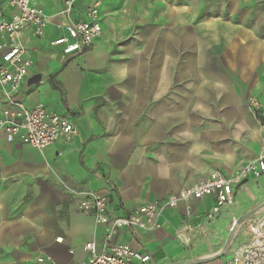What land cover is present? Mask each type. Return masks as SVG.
Returning <instances> with one entry per match:
<instances>
[{
  "label": "crops",
  "instance_id": "crops-1",
  "mask_svg": "<svg viewBox=\"0 0 264 264\" xmlns=\"http://www.w3.org/2000/svg\"><path fill=\"white\" fill-rule=\"evenodd\" d=\"M210 1L103 0L101 36L73 55L49 46L63 35V0L33 3L50 22L42 38L20 34L31 67L17 99L68 118L76 133L38 150L0 132V264H80L89 242L101 253L104 228L79 212L83 193L124 216L214 172L231 178L258 156L264 126L247 105L264 104V0H221L215 14ZM88 3L76 2V20ZM11 14L0 0V16ZM233 193L218 212L212 196L180 202L160 228L122 229L114 241L150 257L139 264H224L248 241L249 222L230 230L264 205V177Z\"/></svg>",
  "mask_w": 264,
  "mask_h": 264
},
{
  "label": "built area",
  "instance_id": "built-area-1",
  "mask_svg": "<svg viewBox=\"0 0 264 264\" xmlns=\"http://www.w3.org/2000/svg\"><path fill=\"white\" fill-rule=\"evenodd\" d=\"M3 1L12 10V14L7 18L0 16V96L4 100V106L0 108V132L4 133L9 143L17 141L38 150L59 140L69 142L75 135L76 128L68 118L48 111L40 103L27 108L17 99L31 67V62L26 57L27 49L20 42V34L31 28L36 37L42 38L50 18L42 9L33 6L36 0ZM77 1L63 0L62 7L56 14L60 20L57 28L62 30L63 35L49 42L50 47L60 48L64 55L82 52L102 34L99 8L103 0H89L82 20L74 18ZM247 106L264 126V104L257 97L251 96ZM247 176L264 177V144L258 156L240 168L233 177L214 172L206 180L184 188L161 202L140 206L128 215L110 218L104 195L97 192L83 193L84 199L79 202L78 210L82 214L93 216L95 224L104 228V237L101 253H97L94 242L85 244L88 257L80 264L148 262V255H142L129 245L114 241L119 230L126 229L133 234L138 231L152 232L160 228L159 219L164 210L177 207L180 202L189 205L205 196L214 197L213 212H218L233 204V188ZM258 212L259 216L252 219ZM249 214L251 215L243 222L234 221L230 230L233 232L239 225L249 222L248 241L239 246L224 264H264V205Z\"/></svg>",
  "mask_w": 264,
  "mask_h": 264
},
{
  "label": "rangeland",
  "instance_id": "rangeland-1",
  "mask_svg": "<svg viewBox=\"0 0 264 264\" xmlns=\"http://www.w3.org/2000/svg\"><path fill=\"white\" fill-rule=\"evenodd\" d=\"M210 3L212 4V8H211V9H213L212 12H213V14H215L216 13L215 10H217L219 8L220 3H221V0H212V1H210ZM263 4H264V1L262 2V5ZM202 12H205V11L202 9L201 12H200V14Z\"/></svg>",
  "mask_w": 264,
  "mask_h": 264
},
{
  "label": "water",
  "instance_id": "water-1",
  "mask_svg": "<svg viewBox=\"0 0 264 264\" xmlns=\"http://www.w3.org/2000/svg\"><path fill=\"white\" fill-rule=\"evenodd\" d=\"M251 214H247L246 216H244L241 220H240V222H243L246 218H248L249 216H250Z\"/></svg>",
  "mask_w": 264,
  "mask_h": 264
}]
</instances>
